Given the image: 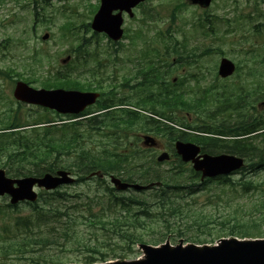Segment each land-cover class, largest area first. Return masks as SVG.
<instances>
[{"label": "trees", "instance_id": "1", "mask_svg": "<svg viewBox=\"0 0 264 264\" xmlns=\"http://www.w3.org/2000/svg\"><path fill=\"white\" fill-rule=\"evenodd\" d=\"M29 3L36 29L51 15L46 11L48 0H29ZM204 21L208 22V19ZM84 27L87 28L88 24ZM60 29L63 38L74 39V36L67 37L72 34L69 21ZM263 30L264 21L253 26V33L260 36V41L254 49L240 51L242 57L236 62L238 70L252 71L247 74L248 79H253L252 90L248 85L228 90L223 87L225 83H214L206 96L195 97L192 91H185L172 82L162 85L161 76L170 74L169 63L160 69L151 59L150 89L135 92L138 100L133 109L112 108L117 103L105 102L102 94L91 106L93 108L76 115H60L41 107L26 113L21 104L13 106L11 102L0 108V168L8 176H41L64 169L77 175L75 186L88 181L87 177L92 172L103 174V177H91L96 179L95 183L82 190L69 191V187L41 190L36 202L0 204V257L33 255L24 259L30 258L35 264H61L66 251L79 249L84 263L124 259L131 257L134 248L141 243L159 244L162 238L157 234L160 233L157 225L162 223L163 226L159 227L170 228L169 219L175 217L190 221L197 231L211 237L205 241L195 240L200 244L213 243L222 236L264 237V108L259 114L248 115L249 106L254 107V95L260 93L264 98ZM171 36L162 34L160 38L169 40ZM173 42L177 43L175 37ZM154 45L149 52L155 53L160 61L170 53L176 54L179 60L185 59L184 54H187L183 43V50L179 52L177 45L166 46L163 50ZM83 46L81 41L77 43L73 53L80 55ZM219 52L226 54L222 49ZM36 53L33 48L29 56L30 67L42 64L41 55L37 58ZM42 54L48 57L46 53ZM190 55L195 54H187L186 58ZM79 63L77 60L74 69L47 71L39 86L100 91L101 86L93 87V82L81 81L84 77ZM17 75L28 84L37 82L36 78L26 79L20 73ZM258 77L260 90L256 92L254 84ZM110 96L112 100L115 98L114 93ZM179 111L185 113L181 121L177 118ZM226 111L235 113L231 119L238 117L240 121L244 120L243 124H232L229 135L245 137L231 140L230 146L208 135L198 139L197 135L175 128H195L208 134L226 135L221 129L222 124L220 129L215 128L216 122L223 119L218 115L223 117ZM243 112H246V117H241ZM196 113H201L204 119L199 123L203 128H198V123H185L187 116ZM176 121L180 125L175 124ZM149 131L163 135L171 142L175 139L199 142L202 150L208 153L230 152L242 156L246 163L238 172L240 176L237 179L217 177L199 181V174L175 154L176 161L172 167L164 170L153 155L146 153L147 150L138 144L136 134ZM87 142L96 146L89 148ZM110 174L127 182L151 183L152 186L139 192L118 191L105 177ZM202 195H211L224 202L226 213L220 216V220H209L203 208H198ZM21 204L28 210H20L13 216L12 211L19 210ZM212 223L219 225L218 229L210 228ZM153 233L157 235L149 236ZM178 233L183 235L182 231Z\"/></svg>", "mask_w": 264, "mask_h": 264}, {"label": "rangeland", "instance_id": "2", "mask_svg": "<svg viewBox=\"0 0 264 264\" xmlns=\"http://www.w3.org/2000/svg\"><path fill=\"white\" fill-rule=\"evenodd\" d=\"M97 2L98 0H49L50 6L47 12L51 15L47 16L48 21L46 23L42 22L34 29V17L29 0H18V2L16 0H0L1 109L10 102L13 106H16V101L12 97L14 83L19 79H24L19 78L17 73H20L26 79L36 78L37 82L32 86L41 88L39 82L45 78L42 76H45L47 71L53 73L57 70L74 69L77 66L74 64L77 63L78 59L73 54V50L77 43H80L81 39L84 38L91 42V45L87 46L88 49L86 48L92 55L88 58L90 59L89 65L94 66L95 59H100L103 64L104 60H108L106 59L108 56L110 60L109 62L106 61L103 68L107 71L116 68L118 73L122 72L120 66L128 63L122 61L120 64H115L111 60L112 57L106 53L108 49L113 48L112 43L105 41L100 34H94L90 29V25L88 28L84 27V24H90L93 15L92 6ZM135 16L137 17L126 16L125 18L124 37L117 46L121 49L118 55L119 59L125 60L126 57L131 55L130 58L136 60L138 54L143 51V43H147L145 49H148L149 52L151 43L159 44L158 46L163 44L160 39L162 34H172L177 43L173 42L174 37L171 36L168 41H165L167 44L165 46L173 47L177 45L176 50L179 52L183 50V43L187 54H204L199 57L190 55V63L183 62V64H179L178 61L171 66L170 80L174 77L176 81L187 78L184 89L196 90L193 78L189 77L191 75L202 76L200 85L212 82L215 71L214 75L205 74L206 67L208 65L209 70H213V67L215 68V65L218 64L222 56L219 49L226 53L225 57L232 59L234 62L242 57L243 53L240 51L254 49L256 43L260 41V36L253 33V26H257L264 21V0H212L207 9H200L189 2L186 3L185 0H148L144 6L137 8ZM205 19H208V22H205ZM67 21L70 22V32L72 33L67 37L74 36V39H66L62 36L63 31L60 27ZM198 24H201V26ZM203 24L204 27L201 28ZM141 31L144 32V35ZM45 33H48L49 36L42 39L46 35ZM136 36H138V39ZM33 48L34 53L38 52L36 57L41 55L42 64L40 66H37V64L29 66L31 61L29 56L32 55ZM42 53H46L48 57ZM68 54L72 56L73 61L66 65L61 60ZM187 54H184V60H187ZM176 56V54L171 53L168 57L169 62L176 59ZM193 58L198 61H193ZM79 66H82L81 62ZM34 70L39 72L42 70V72H34ZM203 73L204 75H202ZM36 108V106L22 105V109L26 113L35 112ZM180 114H182V117L184 113ZM194 120L195 116L193 115L186 122H193ZM159 141L167 146L168 140L166 138L160 137ZM87 145L89 148L96 146L93 142H87ZM161 168L166 170L169 165L164 164ZM239 176L240 173L231 175L233 179H237ZM95 180V178L88 179V181L75 186L71 184L63 187H69V191L82 190L92 186ZM8 200V197H0V204L7 203ZM219 200L211 195H202L198 200V208H203V212L209 216V220H220L222 218L220 216L225 215L226 208H224V202ZM19 207V210L12 211L13 216H16L20 210L22 212L28 210L23 204ZM257 217L258 215L255 218ZM169 222L171 224L170 228L163 229L159 227L163 226L162 223L157 225V230L160 231L157 234L162 238L161 242L168 240L173 245L178 244L180 241L183 244H196L195 240L205 241L211 238L206 233L197 231L190 221L175 217L170 218ZM209 226L210 228L217 227V229L219 227L215 223L209 224ZM262 227L264 228V223H262ZM178 231H182L183 235L179 234ZM211 231L212 233L216 232L215 230ZM157 234L153 233L149 236ZM27 256L33 257V255H25L24 257ZM130 256L129 259L141 257L142 251L135 247L134 253ZM24 257H0V264H35L30 258L24 259ZM82 258L79 249L66 251L60 263L83 264ZM109 261L112 260L106 262Z\"/></svg>", "mask_w": 264, "mask_h": 264}, {"label": "water", "instance_id": "3", "mask_svg": "<svg viewBox=\"0 0 264 264\" xmlns=\"http://www.w3.org/2000/svg\"><path fill=\"white\" fill-rule=\"evenodd\" d=\"M143 0H101L97 12L94 14L91 28L97 32H104L112 40H118L123 34L121 11L130 15L131 9ZM191 3L207 7L211 0H189ZM118 11L113 13V11ZM44 35L43 38H46ZM235 69L234 63L223 57L220 60L218 74L222 77L231 75ZM16 100L52 109L60 114H77L86 106L95 102L98 97L94 92L77 90L35 89L23 81H17L13 88ZM264 105V101L262 102ZM145 145H156L154 138L144 136ZM176 153L184 162H191L193 169L201 173V178L228 175L240 169L243 165L241 157L231 154H198L200 148L193 143L175 142ZM166 152L161 153L157 160L168 159ZM74 181L70 173L58 170L55 174L45 173L41 177L26 176L23 178H9L0 169V196L8 195L10 203L20 201L34 202L37 199L36 188L52 190L62 184ZM114 186L119 190L132 188L146 189L148 185L128 184L118 178L111 177ZM144 256L141 259L113 261L98 264H264V238H220L215 244L197 245L194 243L171 245L165 241L159 246L141 244ZM73 264V263H68Z\"/></svg>", "mask_w": 264, "mask_h": 264}, {"label": "flooded vegetation", "instance_id": "4", "mask_svg": "<svg viewBox=\"0 0 264 264\" xmlns=\"http://www.w3.org/2000/svg\"><path fill=\"white\" fill-rule=\"evenodd\" d=\"M108 41V40H107ZM109 42V41H108ZM117 44H114L112 49H108V51L112 52H106L109 56L112 57V62L115 64H120L122 61H126L127 65H121L122 72L118 73V69H114L112 71H107L103 68V65L106 64V61L109 62L110 57L107 56L104 60L103 64L102 61L97 60L96 64L94 66L89 65V61L92 55L91 54H83L81 57V65L82 70L84 74V81L85 83L93 82V87H99L100 91H96L99 93V95L102 94V98L105 102H114L118 103L119 105H114L112 108H130L133 107L134 99L131 95V92L134 89H144L150 85V55L147 54H138V59L134 60L133 58H130L131 55L126 57V59H119V52L116 51ZM107 66V65H106ZM131 66V67H129ZM120 69V70H121ZM225 81H228L227 83H240L244 81V78H237L236 76H230L224 79ZM160 82L166 83L167 77L161 76ZM230 88V86H237L238 84H227ZM245 88L244 86H239V89ZM259 88V87H258ZM116 93L117 95H121L120 98L113 99L111 98V94ZM259 98L261 96L259 95ZM245 101L242 102V106L245 108ZM258 108V107H257ZM256 109V108H255ZM259 109V108H258ZM260 110V109H259ZM259 113V111L256 109L255 114ZM246 112H243L241 114V117H246ZM249 116L253 115L252 107L249 110L248 113ZM223 123V132L226 133L224 136L217 137L219 138V143L225 144V146H229V142L231 139V136L229 133L231 132V120L223 117L222 119ZM244 120L239 121L237 124H243ZM203 127V126H202ZM220 129V128H219ZM163 143L159 142L157 147L154 148H148L150 151H156L159 152L167 150L171 153L170 159H172V150L168 148H163Z\"/></svg>", "mask_w": 264, "mask_h": 264}]
</instances>
